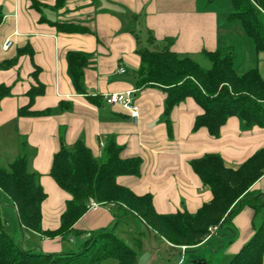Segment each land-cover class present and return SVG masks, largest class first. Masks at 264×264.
I'll return each instance as SVG.
<instances>
[{"label":"crops","instance_id":"1","mask_svg":"<svg viewBox=\"0 0 264 264\" xmlns=\"http://www.w3.org/2000/svg\"><path fill=\"white\" fill-rule=\"evenodd\" d=\"M34 3L40 9L33 7ZM0 13L3 15L0 67L17 61L9 69L0 68V85L12 87L13 94L0 104V131L5 127V132L16 136L17 142L20 137L15 155L19 150L22 152V141L33 150L31 166L41 175V185L47 193L42 206L44 230L60 227L71 199L50 176L54 155L62 145L73 148L81 140L101 160L108 142L115 140L123 148V159H142L140 177L121 176L118 182L137 195L151 194L160 214L185 210L195 213L211 201L212 192L190 164L193 159L217 152L228 166L237 168L264 147V128L246 131L237 117L227 121L217 139L206 128L194 131L195 120L203 109L191 98L173 109L170 134L164 119L166 92L158 87L139 89L136 85L134 73L141 65L139 28L152 32L158 40L175 37L174 49L180 54L217 49L221 37L219 16L212 6L202 7L201 0H0ZM56 22L80 24L90 31L60 32L54 25ZM7 40L11 45L5 48ZM26 48L33 50V57L28 53L19 56ZM73 52L88 58L82 81L85 93L77 91L69 73V54ZM259 60L264 77V55ZM37 69L40 72L35 77ZM39 83L45 86V93L34 100L32 109L37 112L50 109L53 113L19 117V109L30 102L27 92ZM133 90L137 91L140 113L137 121L122 107L105 99L110 94ZM251 191L264 194V176ZM9 207L21 231H28L21 226L15 205ZM260 212L245 208L226 228L228 236L240 232L243 237L232 248L233 252L238 253L243 242L253 236ZM130 217L141 221L135 216L127 218ZM119 224L109 208H101L87 212L77 227L88 232L105 228L115 231ZM4 229L11 236L12 228L5 225ZM32 233L40 237L41 244L40 248L30 245L29 250L43 253L78 250L88 238L83 236L77 248H61V237L51 240Z\"/></svg>","mask_w":264,"mask_h":264},{"label":"trees","instance_id":"2","mask_svg":"<svg viewBox=\"0 0 264 264\" xmlns=\"http://www.w3.org/2000/svg\"><path fill=\"white\" fill-rule=\"evenodd\" d=\"M226 1L231 7L228 20L241 26L253 41L258 56L264 55V0ZM33 7L40 9L38 3ZM2 20L0 13V25ZM54 25L58 31L68 34L90 31L72 22H56ZM149 35V47L139 46L138 49L141 65L136 71V85L139 89L158 87L166 92L164 119L170 134L173 109L189 98L203 109V114L195 120L194 131L206 128L211 137L220 138L222 128L231 117H237L246 131L264 128V77L260 67L240 72L235 53L219 48L201 51L211 63V67L206 69L189 55L175 51V37L158 40L152 32ZM24 53L33 57L31 48L21 50L19 56ZM16 62L15 59L3 63L0 68L9 69ZM87 65L88 58L84 54H69V73L80 93H85L82 81ZM39 72L37 69L34 76L37 77ZM44 93L43 84L33 85L27 92L30 102L19 109L18 116L51 115L53 110L50 109L43 112L32 109L34 100ZM12 95V87L0 85V104ZM64 103L61 108H64ZM22 148L23 154L16 157L8 168L0 166V264H100L108 259H114L116 264H138V250L128 245L114 230L105 228L88 232L77 227L89 212L91 200L101 204L102 208H109L118 224L129 216H135L171 247L196 249L208 239L212 228L225 229L224 226L232 223L245 208L258 212L264 209V194L251 191L264 176V147L237 168L228 166L217 152L193 159L190 164L204 186L212 192L211 201L204 203L195 213L185 210L160 214L151 194L137 195L118 182L121 176L140 177L142 159H123V148L115 140H110L105 149L106 161L101 162L80 140L73 148L62 145L54 155L50 176L71 195V199L61 217L60 227L53 231L44 230L42 206L47 193L41 185V175L32 169L26 141ZM4 195L12 199L20 224L26 230L49 239L61 237L67 240L71 236L87 235L88 238L78 250L64 253L23 249L4 229L1 216ZM229 264H264V220Z\"/></svg>","mask_w":264,"mask_h":264},{"label":"rangeland","instance_id":"3","mask_svg":"<svg viewBox=\"0 0 264 264\" xmlns=\"http://www.w3.org/2000/svg\"><path fill=\"white\" fill-rule=\"evenodd\" d=\"M212 6L216 9L219 16L220 23V39L217 43V49L223 48L227 51H232L236 55V66L240 72H245L254 67H262V62L259 60V56L256 53L253 41L245 34L240 25L231 23L228 20V16L231 12V7L226 0H201V6ZM203 9V8H202ZM140 47H149V32L139 28ZM203 49H207L205 46ZM183 55H189L195 61H197L202 67L209 69L211 63L201 54V52L184 53ZM262 56V54L260 55ZM133 73V72H132ZM136 74V73H134ZM8 130H12L11 126L7 127ZM5 132V127L0 131V166L8 168L9 163L18 156L23 154L19 150L17 152V137L10 132ZM21 142V146L22 143ZM20 146V149H21ZM6 147V148H5ZM106 153V150H104ZM29 158L33 161V150H28ZM105 156V154H104ZM106 161L105 158L100 160ZM1 216L4 220V224L8 228H12L11 237L15 244L24 248L31 249L37 245L40 248L41 239L34 235L31 231H21L18 221L16 222L15 214L12 208L9 206L14 205L12 199L8 195L2 197ZM264 220V209L259 213L255 221L256 229L261 225ZM230 226V223L225 226V229H221L219 233L213 236V238L207 243L197 249H187L188 253L183 254L181 247H171L164 240L156 237L153 231H149L147 227L139 220L133 217L124 219L115 230V233L121 237L128 245L135 248L139 252L138 264H199L205 262L206 264H229L230 261L236 255L232 248H235L236 244L241 241V233L238 235H229L226 228ZM214 228L210 230L208 239L215 233ZM82 236H71L67 240H60L61 248H77L78 243L81 241ZM55 240V239H51ZM248 241L243 242L242 248ZM32 245V247L30 246ZM27 247V248H25ZM30 247V248H29ZM190 248V247H186ZM195 248V247H191ZM100 264H116L114 259H108Z\"/></svg>","mask_w":264,"mask_h":264},{"label":"built area","instance_id":"4","mask_svg":"<svg viewBox=\"0 0 264 264\" xmlns=\"http://www.w3.org/2000/svg\"><path fill=\"white\" fill-rule=\"evenodd\" d=\"M11 45V41L7 40L5 42V48H8ZM125 71L122 70V73H124ZM106 101L109 104L112 105H118L120 107H122L126 112H128L131 116V118L134 121H137L139 118V108L137 106V91H129V92H125V93H120V94H110L107 95L105 97ZM102 208V205L99 204L98 202L91 200L88 210L89 211H98L99 209ZM219 229V227H214V229L212 230V232L215 230V232ZM188 248L186 247H182L183 250V254L186 253V250Z\"/></svg>","mask_w":264,"mask_h":264},{"label":"water","instance_id":"5","mask_svg":"<svg viewBox=\"0 0 264 264\" xmlns=\"http://www.w3.org/2000/svg\"><path fill=\"white\" fill-rule=\"evenodd\" d=\"M199 264H206L205 262H200Z\"/></svg>","mask_w":264,"mask_h":264}]
</instances>
